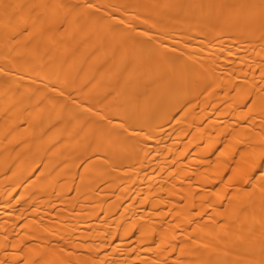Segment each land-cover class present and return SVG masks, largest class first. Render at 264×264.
<instances>
[{"label": "bare ground", "instance_id": "6f19581e", "mask_svg": "<svg viewBox=\"0 0 264 264\" xmlns=\"http://www.w3.org/2000/svg\"><path fill=\"white\" fill-rule=\"evenodd\" d=\"M0 264H264V0H0Z\"/></svg>", "mask_w": 264, "mask_h": 264}]
</instances>
